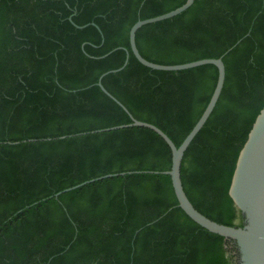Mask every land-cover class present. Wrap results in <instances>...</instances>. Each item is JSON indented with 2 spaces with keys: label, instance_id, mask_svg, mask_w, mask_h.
Masks as SVG:
<instances>
[{
  "label": "trees",
  "instance_id": "16d2710c",
  "mask_svg": "<svg viewBox=\"0 0 264 264\" xmlns=\"http://www.w3.org/2000/svg\"><path fill=\"white\" fill-rule=\"evenodd\" d=\"M186 1L0 0V264H239L234 241L178 206L171 177L162 174L172 165L162 137L143 127L92 133L132 123L98 86L127 51L128 64L106 75L104 87L177 147L197 124L217 67L152 70L129 43L137 21ZM136 43L162 65L225 55L223 91L185 152L181 178L200 213L243 227L229 189L264 108V0H195L182 14L143 26ZM120 173L127 174L55 197Z\"/></svg>",
  "mask_w": 264,
  "mask_h": 264
},
{
  "label": "water",
  "instance_id": "95a60500",
  "mask_svg": "<svg viewBox=\"0 0 264 264\" xmlns=\"http://www.w3.org/2000/svg\"><path fill=\"white\" fill-rule=\"evenodd\" d=\"M194 1L195 0H187L183 6L171 12L154 18L139 20L132 26L129 33V43L133 55L143 66L147 68L156 71L179 72L204 65H214L218 69L217 84L209 104L203 112L201 118L198 120L197 124L194 126L182 144L177 147L170 137L160 128L151 123L135 119L130 114L128 109L120 101H118L102 84V79L106 75L109 73L120 72L126 67L130 59V53L128 51L124 65L117 70L103 74L98 82V86L107 96L113 99L130 115L132 123L106 128L103 130H97L93 131L92 133L125 129L129 127H143L156 132L169 145L172 151L171 169L162 172V174L169 175L171 177L175 196L178 201V206L189 218H191L202 228L213 234L224 237L227 240L234 241L239 251V264H264V108L257 116L249 133L248 139L239 154L229 189V196L233 200L235 207L242 213L245 224L243 227H234L220 224L200 213L191 203L183 187L181 167L185 152L210 118L220 99L226 79V67L223 61L225 55L217 59H202L178 65H162L150 62L145 59L140 54L137 47L136 34L143 26L174 18L188 10L194 4ZM240 42L241 40L238 41L236 45H238ZM232 49L233 48H231L229 51ZM63 138H66V136L61 137V139ZM15 144H18V142ZM129 173L131 174L132 172ZM150 173L159 174V172ZM126 174L127 173H120L101 176L72 188L65 189L64 191L55 194V197L58 198L63 193L78 189L84 185L94 183L95 181H100L114 176H125Z\"/></svg>",
  "mask_w": 264,
  "mask_h": 264
},
{
  "label": "rangeland",
  "instance_id": "374dc122",
  "mask_svg": "<svg viewBox=\"0 0 264 264\" xmlns=\"http://www.w3.org/2000/svg\"><path fill=\"white\" fill-rule=\"evenodd\" d=\"M102 195V194H101ZM97 197H99V195H97Z\"/></svg>",
  "mask_w": 264,
  "mask_h": 264
}]
</instances>
